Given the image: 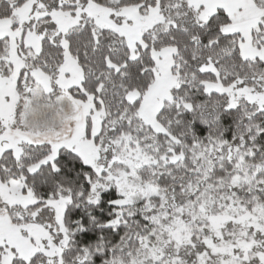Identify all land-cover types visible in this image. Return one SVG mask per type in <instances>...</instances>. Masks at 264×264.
I'll return each mask as SVG.
<instances>
[{"label":"snow or ice","instance_id":"6c2138e0","mask_svg":"<svg viewBox=\"0 0 264 264\" xmlns=\"http://www.w3.org/2000/svg\"><path fill=\"white\" fill-rule=\"evenodd\" d=\"M0 264H264V0H0Z\"/></svg>","mask_w":264,"mask_h":264},{"label":"trees","instance_id":"16d2710c","mask_svg":"<svg viewBox=\"0 0 264 264\" xmlns=\"http://www.w3.org/2000/svg\"><path fill=\"white\" fill-rule=\"evenodd\" d=\"M198 127H199V133L202 134L203 136H207L212 131L211 126L205 123L198 122Z\"/></svg>","mask_w":264,"mask_h":264}]
</instances>
